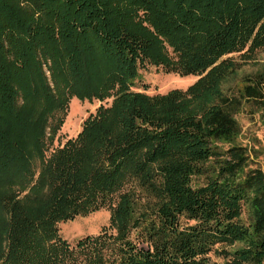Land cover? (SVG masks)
Here are the masks:
<instances>
[{"label":"trees","instance_id":"obj_1","mask_svg":"<svg viewBox=\"0 0 264 264\" xmlns=\"http://www.w3.org/2000/svg\"><path fill=\"white\" fill-rule=\"evenodd\" d=\"M262 47L264 0H0V264H264V68L230 57ZM146 65L198 78L151 95ZM73 97L112 100L48 154Z\"/></svg>","mask_w":264,"mask_h":264},{"label":"rangeland","instance_id":"obj_2","mask_svg":"<svg viewBox=\"0 0 264 264\" xmlns=\"http://www.w3.org/2000/svg\"><path fill=\"white\" fill-rule=\"evenodd\" d=\"M237 63H239L240 72H254L264 68V47L256 50L249 57H241L239 53L230 55ZM142 79L138 81L137 87L133 88L137 91H143L148 94L166 93L171 89H186L198 77L197 76H181L174 72H165L162 67L146 65L140 69ZM112 98L103 101L94 99L92 102L87 100L80 101L73 97L70 99L63 124L58 130L55 139L49 146L48 154L53 148L59 144L62 145L67 139L74 138L82 128L83 121L90 115L94 114L96 108L100 105H109ZM242 134L241 141L249 147H264V119L260 120L257 114L246 113L241 117ZM144 200H148L150 204L154 203L153 197L144 196ZM141 200V202H144ZM110 210L103 208L98 211L89 213L84 216H76L72 220L59 224V232L61 237L70 243L86 235H95L102 228H107L109 224ZM220 250V245L216 246ZM230 249L231 246H224ZM212 264H221L224 256L219 252H210L208 254Z\"/></svg>","mask_w":264,"mask_h":264}]
</instances>
